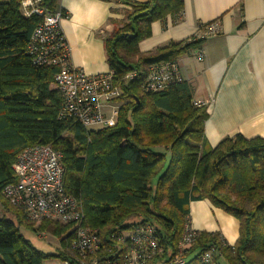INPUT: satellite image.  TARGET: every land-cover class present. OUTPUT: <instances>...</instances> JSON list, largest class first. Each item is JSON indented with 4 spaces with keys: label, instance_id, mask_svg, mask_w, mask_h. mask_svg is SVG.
Instances as JSON below:
<instances>
[{
    "label": "trees",
    "instance_id": "16d2710c",
    "mask_svg": "<svg viewBox=\"0 0 264 264\" xmlns=\"http://www.w3.org/2000/svg\"><path fill=\"white\" fill-rule=\"evenodd\" d=\"M47 1L57 9L56 0ZM21 2L0 0V207L5 210L0 211V264L65 258L71 227L35 224L3 195L16 181L12 166L18 154L38 144L61 152L65 191L81 203L85 224L98 230L105 249L116 246L111 235L150 222L163 248L152 264H170L189 225L190 203L207 199L237 218L239 237L229 245L219 232L196 230L183 250L187 264L199 262L209 247L217 251L213 264L220 258L228 264H264V137L238 133L211 146L205 136L207 107L195 103L188 81L157 92L144 89L150 66L175 61L203 42L192 37L140 51L153 22L180 18L183 0H124L129 8L123 20L104 39L121 105L116 124L98 129L60 116L63 98L53 85L57 69L33 64L27 53L40 17L23 15ZM131 73L135 77L127 78ZM6 212L41 235L58 238V252L35 248Z\"/></svg>",
    "mask_w": 264,
    "mask_h": 264
},
{
    "label": "crops",
    "instance_id": "0c3cea01",
    "mask_svg": "<svg viewBox=\"0 0 264 264\" xmlns=\"http://www.w3.org/2000/svg\"><path fill=\"white\" fill-rule=\"evenodd\" d=\"M183 2L180 18L169 15L152 23L151 35L140 42V51L192 37L203 39L200 48L176 62L182 79L192 87L195 103L207 107V141L215 146L238 133L264 137V0ZM56 6L67 13L60 27L71 63L89 75L110 71L104 39L123 20L129 8L124 0H56ZM210 23H218V32L205 36L203 26ZM189 220L195 230L219 232L229 245L239 237L237 218L207 199L190 203Z\"/></svg>",
    "mask_w": 264,
    "mask_h": 264
},
{
    "label": "built area",
    "instance_id": "2783aa9c",
    "mask_svg": "<svg viewBox=\"0 0 264 264\" xmlns=\"http://www.w3.org/2000/svg\"><path fill=\"white\" fill-rule=\"evenodd\" d=\"M21 11L26 17H40L27 53L33 64L57 69L53 85L63 98L60 116L75 119L88 129L114 126L121 105L117 100L122 95L121 88L115 84L113 71L89 75L71 63L60 27L67 13L51 9L47 0H22ZM203 29L205 36L214 35L218 32V23L204 25ZM133 77L134 73L127 75V78ZM181 80L176 60L160 62L150 66L144 89L157 92ZM12 168L16 181L4 187V198L21 209L29 221L36 224L51 221L71 227L65 258L58 264H152L156 255L163 252L158 231L150 222H136L111 235L110 239L117 241L116 246L105 249L98 230L85 224L81 203L65 191L59 150L41 144L26 147L18 154ZM196 234L189 224L180 241L179 253L170 264H187L183 250ZM100 251L107 254L100 255ZM216 252L214 247H209L201 255L199 264H213Z\"/></svg>",
    "mask_w": 264,
    "mask_h": 264
},
{
    "label": "rangeland",
    "instance_id": "374dc122",
    "mask_svg": "<svg viewBox=\"0 0 264 264\" xmlns=\"http://www.w3.org/2000/svg\"><path fill=\"white\" fill-rule=\"evenodd\" d=\"M129 7V6H128ZM1 214H4L5 210L0 207ZM6 217L12 219L19 227H20V233L23 235V237L28 240L35 248L43 251L46 254H56L58 252V248L60 247L59 239L55 236L45 233L40 234L33 228H30L26 225L20 224L17 218L10 213H5ZM139 220V219H135ZM36 224V223H35ZM190 261V260H189ZM197 261H194L191 264H196ZM220 264H228L226 260L223 258H220L219 260ZM46 264H52L51 260L46 261ZM162 264V263H158ZM199 264V263H198Z\"/></svg>",
    "mask_w": 264,
    "mask_h": 264
}]
</instances>
